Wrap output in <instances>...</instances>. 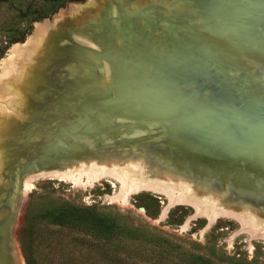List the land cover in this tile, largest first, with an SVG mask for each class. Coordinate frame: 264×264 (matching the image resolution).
<instances>
[{"label":"rangeland","instance_id":"1","mask_svg":"<svg viewBox=\"0 0 264 264\" xmlns=\"http://www.w3.org/2000/svg\"><path fill=\"white\" fill-rule=\"evenodd\" d=\"M149 1L159 0H96L97 5L93 9L79 16L70 17L67 11H70L74 5H87L89 0H0V72L4 71V63L11 57V50L25 45L36 33L35 31L41 23L45 21L55 23L60 16L59 22L53 29V31L58 29L55 31L57 33L52 34L53 37H56L55 41L53 40V43L49 44L44 40L39 48L40 51L38 50L41 54L38 58L41 64L52 61L49 63L52 64L53 73L59 61L58 51L66 47L77 54L80 53L78 54L79 61L86 62L90 58L91 62L98 65L99 54L89 57L86 53L74 49V42L88 39L93 45L88 44L89 46L86 45V47L97 53L103 52L106 48L110 53L108 46L113 41L111 36H114L111 27H117L120 28V31L126 32L127 38L122 40L121 46L123 50L127 48L126 51L129 54L130 51L134 54L133 56L131 53L132 58L127 61H130V64L139 70V56H137L139 50L144 54V57L147 54L151 58L164 57L160 52L157 53V46L154 43L158 41L159 34L163 40L165 39L163 35H165L166 27L170 25L168 21L165 24L166 27L162 28L164 19L160 24H150L149 18L154 14L148 7L151 4H148ZM160 7L162 10V6ZM150 13L151 15H149ZM69 30H72V33L69 32L71 35L68 33ZM178 31H181L179 26L173 29L174 36H179ZM149 33L151 36H147ZM141 34L146 36L144 41L147 40L150 43L149 50L139 49V45H145L144 41H139L143 40ZM116 40L115 43H117ZM45 52L51 59L46 57ZM145 59L146 61L150 60ZM27 63L28 60L23 61L22 76H26L29 70ZM73 63L75 65L68 62L69 67L67 64L64 65L65 67H57L60 70L58 71L59 75L61 73L65 78H69L72 75L69 73V68L73 67L74 69L77 67L78 71L77 69L76 71L79 72V66L82 63L77 61ZM186 64H188L187 61L176 59L174 66L165 71H169L171 78L186 76ZM98 67L99 65L96 66V68ZM90 70L89 74L94 73L92 69ZM129 70V74L132 72L131 77L128 76L125 81L130 79L128 82L131 83L135 74L134 71ZM149 71L150 73H165L162 70L160 72L158 68H150ZM208 72V75H196L193 79L197 81H192L191 84L195 85L190 87H187L182 79L175 81L163 74L160 75L158 83L172 88V91H181L187 88V93L190 94V92L199 91V86L202 84L210 85L211 82L219 78L213 70ZM73 77L79 78V73ZM137 78H139V71ZM7 80V84L0 87V117L3 114L8 115V111L3 110L4 104L15 99L20 102L28 93L29 82L22 87L23 79L18 78L17 75ZM47 81V95L42 101L43 111L39 117V127L46 131L41 133V150L46 152L47 149L58 147V155L42 161L32 162L31 160V163L24 164L23 168L22 160H7L6 162L0 160L2 164L0 166V264H27V258L31 264H264V234L260 233L261 236L257 233L253 237L250 232L255 221L256 226L258 223V227L260 226L259 228L264 232V195L249 190L240 191L233 182L235 180L232 181L231 178L229 183L232 186L226 191L223 185L227 181L223 179L224 176L218 174L217 166L211 167L197 163H204V160H189L193 163L187 164L185 167H175L166 160L159 162L157 160H137L138 162L133 160L132 162L139 163L141 161L139 164L145 173H148L146 174L148 177L163 178L174 184L181 179L191 185L197 197L212 196L208 201L210 203L216 202L217 199L218 204L225 207L227 211L221 207L220 211L223 215L217 213L215 219L212 220L205 213L197 214L196 208L188 203L170 206L165 217L161 218V212L168 204L169 198L164 193L150 190H141L130 194L127 203L111 200L107 195H114L115 192L120 191L121 185L118 180L110 176L103 177L90 185L85 181V175L82 173L81 181H85L84 185L81 182L76 183L77 181L74 179L69 180L64 176L49 174L50 176L35 179L30 191L23 193V180L38 167L51 166L59 162L58 169L74 168L77 172L79 162L86 165L92 161L85 159L95 149L98 151L107 149V152L112 151L111 154L117 156L123 150L128 155L133 153L136 156L139 151L138 142H134L133 138L126 135L120 140L118 135L114 136L113 134L111 136L114 137L110 139L112 142L110 140L106 144L102 141L95 142V145L92 146L90 139L93 134L90 131L77 132L79 127L76 125L75 107L64 106L65 101L58 99L55 76L49 74ZM137 81L139 82V80ZM152 85L156 87V84ZM208 91L207 96H212L211 94L215 93L213 91H216V88H210ZM86 93L90 94L91 91ZM169 94L168 90L159 101L167 100ZM58 95L63 94L60 92ZM235 100L239 101L240 109L235 111V114H222V118L216 121L217 125L230 126L231 122H240V120L248 125L263 123V101L250 102L242 96L235 97ZM146 105V107L140 108L142 113H138L139 110H137L138 115L144 116V112H146L154 118L158 109L150 110L151 104ZM188 107H191V104H188ZM16 108L19 115H24V120L28 121L27 112L21 108V105ZM10 112H12L11 117L16 116L11 109ZM192 112H194L193 109ZM165 121H169V119ZM4 123L2 121L0 127ZM202 124L189 121L178 123L176 127L199 130ZM53 130L57 133L47 136V131ZM44 136L49 138L43 141ZM135 137L138 138V134ZM4 138L1 137L0 140ZM37 139L28 141L27 145L20 149V155L24 157L27 155L26 149L31 150L27 148L29 145L37 149L38 146H35L38 144ZM13 144L15 145V142ZM118 144H121L122 148ZM97 161L108 167L113 164L127 173L133 165L129 163L131 160H121V162L117 160L118 165L116 160ZM219 171L223 172L224 170L220 169ZM77 174L75 173V175ZM218 204L217 206H219ZM246 209L249 210L251 216L254 214L253 217L249 215L252 220L248 223V229L244 228L240 219L237 220L239 217H245ZM227 212L233 214V217ZM224 213L229 216L227 214L224 216Z\"/></svg>","mask_w":264,"mask_h":264},{"label":"bare ground","instance_id":"2","mask_svg":"<svg viewBox=\"0 0 264 264\" xmlns=\"http://www.w3.org/2000/svg\"><path fill=\"white\" fill-rule=\"evenodd\" d=\"M148 4H150L148 7L152 10L151 13L154 14L149 18L151 25L160 24L163 19L165 21H163L162 28L166 27L165 24L168 21L170 25L166 27L165 35H163L165 39L163 40L159 34L157 36L158 41L154 43L157 46V53L160 52L164 57L152 56L155 58H151L148 54L144 57V54L139 50V55L137 54L139 56V70L134 68L130 61H127L132 58L133 53L130 51L129 54L126 51L127 48L123 50L121 46L122 40L127 38L126 32L120 31V28L111 27L113 30H110L114 36H111L113 41L108 46L110 53L107 52L106 48L103 52L97 53L86 47L88 44L93 45L88 39L74 42V49L86 53L89 57H95V54H99L98 68H96L98 65L91 62L90 58L86 61L87 63L79 61L78 54L80 53L77 54L66 47L59 49L57 55L59 61L53 73L52 64L49 63L52 61L47 64L40 63L41 61L38 59L41 55L39 48L44 40L49 44L53 43L56 37H53L52 34L58 30L53 31V29L61 16L55 23L48 21L41 23L36 29V33L30 37L25 45L11 50V57L4 63V71L0 72V87H4L7 84V79L15 75L23 79L22 87L27 82H29V87L28 93L22 101L19 102L15 99L9 102L10 106L9 103L4 104L3 110L8 111V115L3 114L2 118L0 117V124L2 121L5 122L0 127V138L5 137L0 140L1 162L2 160H5L4 162L22 160L23 168L24 164L31 160L32 162L42 161L58 155V147L47 149L46 152L41 150V133L46 131L39 127V117L43 111L42 101L47 95L49 74H53L56 78L58 99L65 101L64 106L75 107L76 125L79 127H77V132L90 131L93 134L90 139L92 146L95 145V142L101 141L106 144L117 135L121 140V137L125 138L124 135H126L130 136L131 139L133 138L134 142H138L139 150L137 156L133 153L128 155V153L123 152L124 150L120 151L119 156H117L111 154L112 151L107 152V149L100 151L95 149L92 154L88 155L87 159L84 158L92 161L86 165L83 162L78 163L80 164L77 167L78 174L74 168L58 169L59 162L51 166L38 167L23 180V193L30 191L35 179L49 174L64 176L69 180L74 179L77 181L76 183L81 182V184L86 181L90 185L103 177L110 176L118 180L121 185L120 191L115 192L114 195H107L111 200L127 203L130 194L141 190H150L156 193H164L169 198L168 204L161 212V218L165 217L170 206L188 203L196 208L197 214L205 213L212 220L215 219L217 213L222 214L220 211L222 208L227 211L225 207L218 204L217 199L216 202L210 203L208 201L212 196L197 197L191 185L181 179L174 184L163 178L148 177L146 176L148 173H145L139 164L141 161L139 163L132 162L133 160H157V162L166 160L175 167H185L187 164L193 163L189 160H204V163H197L211 167L217 166L218 174L224 176L223 179L227 181L223 185L226 191L232 186L229 183L231 178L232 181L235 180L233 182L240 191L249 190L264 195V121L260 125H248L242 120L231 122L230 126H219L216 123L222 118V114H235V111L240 109L239 101L235 100V97L242 96L250 102L254 100L264 102V0H159L149 1ZM96 5V0H89L87 5H74L70 11H67V14L70 17L79 16L93 9ZM159 6H162V10ZM177 26L180 27L181 31H178L179 36L176 37L173 29ZM71 31L69 30L68 33ZM147 36H151V34L149 33ZM59 38L64 39L62 36ZM141 38L139 41H144L146 36L141 34ZM115 39H117V43H115ZM144 42L145 45H139V49L149 50L150 43L147 40ZM45 54L47 58L51 59L47 52ZM145 58L150 59L147 60L149 62ZM176 59H183L188 62L186 64V76L171 78L169 71H165L174 66ZM27 60L29 70L26 76H22V64L23 61ZM75 61L82 63L79 66V72H77V67V71L73 67L72 69L69 68L72 77L65 78L61 73L59 75V67H65L64 65L68 62L74 64ZM129 67L135 74L134 78L132 77L134 82L131 83L128 82L130 79L125 81L132 74V72L128 73ZM150 68H158L160 72L161 70L165 71L164 74L162 72L161 74L169 76L172 80L182 79L187 87L195 85L191 83L197 81L193 79L196 75H208L209 70H213L219 78L211 82L210 85L204 86L202 84L199 86V91H193L189 94L187 88L181 91H172V88L170 89L164 84L160 85L158 80L161 74L158 72L150 73ZM90 69L94 72L91 73L92 75L89 74ZM138 71L139 78H137ZM78 73L79 78L73 77ZM228 73L229 75H226ZM152 84H156V87H153ZM210 88H216V91L213 92L217 95L214 93L215 95L211 94L212 96L208 97ZM89 90L91 93L87 94L86 92ZM168 90L170 91L169 98L163 102L159 101ZM60 92L63 95H58ZM146 104H151L150 110L158 109L154 118L146 112H144V116L138 115V113H142L140 108L146 107ZM188 104H191V107H188ZM20 105L27 112L28 121L24 120V115H19L16 107ZM10 109L15 112V117H11ZM137 110H139L138 113ZM166 119L169 121H165ZM189 121L203 124L199 130L176 127L178 123ZM51 133L56 134L57 132L55 133V130L47 131V136ZM113 134L114 136H111ZM137 134L138 138L135 137ZM47 136H44L43 141L49 138ZM33 139L38 140V144L35 145L38 148L29 145L27 148L31 150L26 149L27 155L21 156L20 149ZM118 146L122 148L121 144ZM249 157L253 159L255 157L256 160H248ZM97 160H120V162L121 160H131L129 163L133 165L132 169L128 168L129 171L127 169V173L113 164L108 167ZM250 161L253 162L250 163ZM68 162L70 163V161ZM220 169L224 171L220 172ZM256 171H260L261 175ZM82 173L85 175L84 182L81 181ZM196 183L198 182L196 181ZM245 211V217L240 218L237 215L239 217L237 220L240 219L241 222H239L248 229V223L252 219L249 218L251 216L249 210L246 209ZM227 213H224V216ZM229 215L233 217V214ZM246 218L249 219L246 220ZM255 222L250 229L251 236L257 233L263 235L264 232L261 231L260 226L258 227V223L256 226ZM259 234L258 236L261 235Z\"/></svg>","mask_w":264,"mask_h":264},{"label":"water","instance_id":"3","mask_svg":"<svg viewBox=\"0 0 264 264\" xmlns=\"http://www.w3.org/2000/svg\"><path fill=\"white\" fill-rule=\"evenodd\" d=\"M248 160H256V159H255V157H254V159L249 157V159H248ZM251 162H253V161H250V163H251ZM252 172H253V171H252ZM256 172H257L258 174H260V175H261L260 171H256Z\"/></svg>","mask_w":264,"mask_h":264},{"label":"trees","instance_id":"4","mask_svg":"<svg viewBox=\"0 0 264 264\" xmlns=\"http://www.w3.org/2000/svg\"><path fill=\"white\" fill-rule=\"evenodd\" d=\"M27 264H31V263H30V260H28V258H27Z\"/></svg>","mask_w":264,"mask_h":264}]
</instances>
